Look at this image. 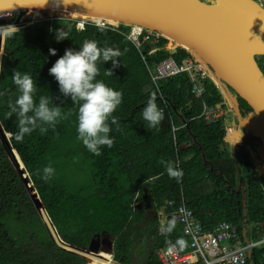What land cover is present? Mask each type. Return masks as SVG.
Instances as JSON below:
<instances>
[{
  "label": "trees",
  "instance_id": "16d2710c",
  "mask_svg": "<svg viewBox=\"0 0 264 264\" xmlns=\"http://www.w3.org/2000/svg\"><path fill=\"white\" fill-rule=\"evenodd\" d=\"M202 1L208 5L215 3L214 0ZM66 13L62 12L70 17ZM62 28L68 32V39L58 42L55 30ZM129 33L130 26L126 24L118 28L86 24L85 30H79L77 20L53 18L35 22L5 39L3 70L0 71V92H7L0 96V124L4 131V134L0 131V264H89L87 254H101L72 248L85 258L55 244L37 213L16 158L24 164L28 182L33 185L59 237L67 244L88 250H92L96 238L109 237L114 244L117 264H132L130 253L137 228L142 224L156 236L146 264H162L157 251L168 247L167 240L174 243L183 237L187 244L178 221L170 235L156 229H161L159 213L165 214L167 222L175 218L167 202L174 201L178 205L184 202L206 232L226 222L236 228L244 243L261 239L264 177L247 145L235 149L225 142V124L226 120H233L231 113L215 123L201 118L204 104L228 111L220 88L212 78L199 77L198 84L205 92L197 98L188 73L154 82L151 73L161 61L172 57L182 64L190 57L189 51L183 47L169 49L170 40L161 37L156 44L158 50L150 54L153 46L136 48L128 38ZM86 39H95L101 46L124 52L120 67L114 69L111 77L105 75V69H112V62L99 64L97 79L123 93V101L113 114L118 117L121 130L117 131V126L112 125L110 137L115 140L114 146L102 147L99 156L89 152L78 139V106L70 97H63L58 82L49 74V69L66 49L79 50ZM53 48L57 50L56 55L49 51ZM257 62L264 71V58H257ZM14 70L32 75L38 88L37 98L40 95L52 97L53 103L62 107L64 118L55 131L49 128L47 133L41 134L36 130L25 135L23 142L15 140L17 117L13 114L6 118L10 111L8 101L16 98L12 82ZM153 94L165 113V120L158 129H149L142 118V110ZM237 100L241 117L251 115L250 107L242 99ZM6 133L11 135L9 139L5 138ZM65 139L70 142L68 146H72L59 151L56 144ZM161 159L174 161L183 169L180 181L169 177L159 162ZM50 161L55 163L56 173L60 175L76 161L89 167V184L74 190L67 182L60 181L59 174L48 181L42 180L36 170L42 173ZM241 184L243 190L239 192ZM151 214L156 215L155 221L148 219ZM253 249L252 263L264 264V246ZM112 263L111 257L104 262Z\"/></svg>",
  "mask_w": 264,
  "mask_h": 264
},
{
  "label": "water",
  "instance_id": "95a60500",
  "mask_svg": "<svg viewBox=\"0 0 264 264\" xmlns=\"http://www.w3.org/2000/svg\"><path fill=\"white\" fill-rule=\"evenodd\" d=\"M214 1L208 5L202 0H0V12L38 10L76 20L62 14L74 11L85 18L141 25L170 40L173 47L186 48L208 64L233 111L236 129L244 137L235 149L247 145L254 163L260 162L256 166L264 177V71L257 62V58H264V9L253 0ZM237 98L250 107L252 115L241 117ZM0 131L4 133L1 124ZM255 142L260 145L257 150L251 145ZM16 153L13 150L14 156ZM16 165L32 190L25 167L17 160ZM37 199L32 201L39 210ZM41 220L51 234L53 230L56 233L49 219ZM107 244L112 245L110 241Z\"/></svg>",
  "mask_w": 264,
  "mask_h": 264
},
{
  "label": "clouds",
  "instance_id": "9594fccd",
  "mask_svg": "<svg viewBox=\"0 0 264 264\" xmlns=\"http://www.w3.org/2000/svg\"><path fill=\"white\" fill-rule=\"evenodd\" d=\"M18 31L19 29L15 25H0V42L11 38ZM55 35L58 42L68 39V32L63 28L55 30ZM49 51L51 55L57 54V50L54 48ZM3 55L4 50L0 47V57ZM123 55L124 52L119 48L101 46L100 42L95 39H86L79 50L66 49L65 53L49 69V74L58 82L59 91L63 97H70L72 103L78 106V139L82 141L89 152L96 156L102 154V147L112 148L114 146L115 140L110 137L112 125L117 126V131L121 129L118 117L113 114L123 101L122 91L115 90L102 79H97L100 75L99 64L112 62V69H105V75L111 77L114 75V69L120 67V58ZM2 70L3 63L0 61V71ZM12 82L16 88V98L14 101H8L10 111L6 113V118H11L13 114L17 117L18 131L15 133V140L23 142L25 135H31L36 130H39L41 134L47 133L49 128L55 131L58 122L64 118L62 107L54 104L52 97L40 95L37 98L38 88L31 74L14 70ZM5 95L7 92H0V96ZM142 118L147 122L149 129H158L162 121L165 120L164 110L158 106L155 94L149 98L143 108ZM159 162L164 165L170 178L177 181L182 179L183 169L179 168L176 162L163 159ZM54 173L55 169L50 164L42 169V173L40 169L36 170V175L44 181L51 179ZM29 185L33 189V185L30 183ZM38 200L35 202L40 205L39 210L45 213L40 200ZM176 226L177 219L172 218L165 226L161 227V233L170 235ZM166 244L169 251L182 250L186 246V241L183 237H179L174 243L167 240ZM261 246H264V238L251 244V247L255 248Z\"/></svg>",
  "mask_w": 264,
  "mask_h": 264
},
{
  "label": "built area",
  "instance_id": "2783aa9c",
  "mask_svg": "<svg viewBox=\"0 0 264 264\" xmlns=\"http://www.w3.org/2000/svg\"><path fill=\"white\" fill-rule=\"evenodd\" d=\"M257 1L261 7H264V0ZM49 17L62 18L51 16V14L38 10L3 11L0 12V25H15L20 30ZM76 20L78 21L79 30H85L86 24H94L104 28H118L120 26V24L114 22L94 18ZM129 26L130 33L128 38L138 49L150 44L153 46L150 54L158 50L156 44L163 37L161 34L146 29L141 25ZM169 49H175V47L172 46ZM189 53L190 57L184 60L182 64L176 62L172 57L161 61L157 65L156 70L151 73L152 78L154 82H157L164 80V78H172L188 73L194 83L193 94L197 98H201L205 89L198 84L199 77H210L214 81L213 73L209 70L207 63L199 60L190 51ZM226 104L228 105V102ZM232 112L230 106H228V111H226L220 106L204 104L201 118L208 123H215ZM225 130V142L229 145L235 146L242 140V134L237 131L236 126H228L225 124ZM167 207L174 211V215L181 225L182 233L187 239V244L182 250L175 249L169 251L168 247L159 249L157 255L162 264H253L251 261L254 250V247H251L252 242L246 241L244 243L238 231L232 225L223 222L215 227L212 232H206L202 224L195 218L193 211L184 202L180 205L174 201L167 202ZM55 234L52 231L53 240L59 248L67 252L80 253L72 249L79 250V248L67 244L57 233ZM261 238H264V229ZM112 257L114 258V255Z\"/></svg>",
  "mask_w": 264,
  "mask_h": 264
},
{
  "label": "rangeland",
  "instance_id": "374dc122",
  "mask_svg": "<svg viewBox=\"0 0 264 264\" xmlns=\"http://www.w3.org/2000/svg\"><path fill=\"white\" fill-rule=\"evenodd\" d=\"M253 1L261 7V5L258 3L257 0H253ZM261 8L264 9V7H261ZM66 14L68 16H70V18L81 19V20L85 19L83 14H77L74 11H67ZM51 16H55V15L51 14ZM47 19H53V18L49 17ZM172 45H174V44H172V42L170 41L169 45H167V48L172 47ZM232 117H233V120H230V119L226 120V125H228V126H235L236 125V120H235V117L233 114H232ZM9 137H10V135L6 133L5 138L9 139ZM68 144H70V142H68V140L65 139V140L61 141L60 143H57L56 145L59 147V151H64V150H66L65 147L71 148L72 145L68 146ZM252 146H254L255 150H257L258 146H256V144H253ZM58 157L61 159L60 156H58ZM49 164L55 169L54 175L55 174L60 175V173H56L58 168L55 166V163L53 161H50V162L46 163L45 166H47ZM255 164L258 165V164H260V162L255 163ZM84 168H85V170L89 169V167H85V165H83L81 163L79 164L78 161L73 162L72 165L70 167H68L62 175H60V181L67 182V184L70 185L71 188L74 190H77L78 186H80L82 184L84 186L88 185L89 184L88 182L90 180V176H89L90 174H89V170L83 171ZM56 177H58V176L56 175ZM27 187L29 188L28 185H27ZM29 192H30V195L33 197V200H35L37 195L34 193V190L29 189ZM37 213L41 219H44L43 214L45 215V213L42 210H39V211L37 210ZM158 216H159L160 225L162 227L167 222V218L165 217L164 213H159ZM148 219H152L155 221L156 215L151 214L150 216H148ZM45 221L48 222V219L46 218ZM149 229L146 228L143 224L138 226V228H137V234L134 238V240H135L134 241V248L131 250V253H130V259L132 260V264H146L149 260V256L152 252V249L154 248V246L156 244V236L154 234H152L153 233L152 230H149ZM156 229L159 232H161V229H158V228H156ZM154 231H155V229H154ZM53 234H55L54 230H53ZM54 239H55V237H54ZM102 248L105 250L104 251L101 250ZM92 250L94 252L101 253V254H96L95 256L89 257L90 259H92V262H93L92 264H104V262L101 263V261L103 259L108 260L109 257L112 258L111 254H113V253L109 252V250L106 249V247H104V246L98 247L97 250L92 248ZM101 251H103V252H101ZM101 255H104V256H101ZM83 256H84V254H83ZM98 256H101V257H98ZM89 262H90V260H89ZM112 264H117V263L113 260Z\"/></svg>",
  "mask_w": 264,
  "mask_h": 264
},
{
  "label": "crops",
  "instance_id": "0c3cea01",
  "mask_svg": "<svg viewBox=\"0 0 264 264\" xmlns=\"http://www.w3.org/2000/svg\"><path fill=\"white\" fill-rule=\"evenodd\" d=\"M5 40H4V42H3V45H2V48H3V50H4V55H5ZM4 55L0 58V61H2V63H3V57H4ZM233 114V113H232ZM243 139H244V137H243ZM242 139V140H243ZM236 146V145H235ZM234 146V147H235ZM176 218V217H175ZM111 242L112 243V245H108L107 244V242ZM106 247V249H108L109 250V252H114V244H113V242H112V240H111V238H109V237H105V238H102V237H98V238H96L95 239V241H94V243H93V248L95 249V250H97V248L98 247ZM101 250H105V249H101ZM90 253H94V252H92V251H89ZM94 254H96V253H94Z\"/></svg>",
  "mask_w": 264,
  "mask_h": 264
},
{
  "label": "bare ground",
  "instance_id": "6f19581e",
  "mask_svg": "<svg viewBox=\"0 0 264 264\" xmlns=\"http://www.w3.org/2000/svg\"><path fill=\"white\" fill-rule=\"evenodd\" d=\"M230 106V105H229ZM16 158V157H15ZM16 160L18 161V162H20V166L21 167H23L24 165H23V163H22V161H21V159L19 160V159H17L16 158ZM43 217H44V219L46 220V217H45V215L43 214ZM50 234V233H49ZM82 252H85V253H90L89 251H87V250H85V251H82ZM103 254V253H102ZM89 257H91V255H89V254H87ZM111 256H112V254H111ZM112 260H113V257L111 258ZM103 262H105V260L103 259L102 261H101V263H103ZM90 263H91V260H90ZM89 263V264H90Z\"/></svg>",
  "mask_w": 264,
  "mask_h": 264
},
{
  "label": "flooded vegetation",
  "instance_id": "af4514ba",
  "mask_svg": "<svg viewBox=\"0 0 264 264\" xmlns=\"http://www.w3.org/2000/svg\"><path fill=\"white\" fill-rule=\"evenodd\" d=\"M237 102H238V100H237ZM251 115H252V114H251ZM257 143H258V142H255L254 144H256V146H258V147H259L260 145H259V143H258V144H257Z\"/></svg>",
  "mask_w": 264,
  "mask_h": 264
}]
</instances>
